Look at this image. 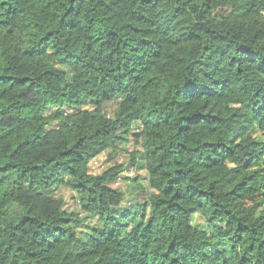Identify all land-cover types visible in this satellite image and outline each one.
<instances>
[{
	"label": "trees",
	"instance_id": "16d2710c",
	"mask_svg": "<svg viewBox=\"0 0 264 264\" xmlns=\"http://www.w3.org/2000/svg\"><path fill=\"white\" fill-rule=\"evenodd\" d=\"M131 139L154 193L117 217L88 162ZM0 264H264V0H0Z\"/></svg>",
	"mask_w": 264,
	"mask_h": 264
},
{
	"label": "rangeland",
	"instance_id": "374dc122",
	"mask_svg": "<svg viewBox=\"0 0 264 264\" xmlns=\"http://www.w3.org/2000/svg\"><path fill=\"white\" fill-rule=\"evenodd\" d=\"M119 108L118 102H109L104 105L103 112L106 117L114 118ZM95 106L92 102H84L78 109L65 108V113L73 114L79 110L93 112ZM53 126H57L54 124ZM142 130L141 123H135L132 131L139 133ZM142 143L117 141L116 150H108L97 156L91 157L88 162L89 173L99 175L109 168L122 166L123 170L119 178L113 183V188L123 194L124 200L121 208L116 210L117 217L123 213H134L141 210L140 205L153 195L154 191L149 184L148 172L146 171L142 160ZM53 195L64 200V209L75 214L81 219V224L77 231L87 239L94 227H101L103 222L98 215H87L78 206L77 195L71 188L66 186L65 182H60L53 190ZM139 213V212H138ZM129 225L133 224V219H127ZM204 219L199 214L193 218V225L200 227L204 225Z\"/></svg>",
	"mask_w": 264,
	"mask_h": 264
}]
</instances>
